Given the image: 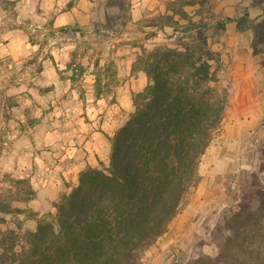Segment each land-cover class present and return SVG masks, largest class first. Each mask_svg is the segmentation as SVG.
Listing matches in <instances>:
<instances>
[{
    "label": "rangeland",
    "instance_id": "1",
    "mask_svg": "<svg viewBox=\"0 0 264 264\" xmlns=\"http://www.w3.org/2000/svg\"><path fill=\"white\" fill-rule=\"evenodd\" d=\"M169 1L0 0V196L11 200L17 191L4 175L29 180L35 191L31 201L14 203L24 211L7 215L5 227L23 234L55 216L64 194L51 200L55 192L45 184L65 150L66 135L81 120L90 123L109 106L118 108L142 72L133 66L144 50L176 46L180 34L174 28L149 26ZM197 10L187 9L196 21L227 23L209 36L221 53L220 85L228 105L201 158L197 188L167 232L142 252L140 264H211L209 258L219 255L230 235L233 209L264 182V53L254 51L252 27L264 18V0H208L199 16ZM246 15L251 28L241 31L235 20ZM61 27L71 31L57 32ZM96 72L103 88L99 96ZM244 86L257 100V120L237 130L232 113L241 105L234 100L241 99ZM135 93L128 96L132 105ZM39 190L44 197L38 198Z\"/></svg>",
    "mask_w": 264,
    "mask_h": 264
},
{
    "label": "trees",
    "instance_id": "2",
    "mask_svg": "<svg viewBox=\"0 0 264 264\" xmlns=\"http://www.w3.org/2000/svg\"><path fill=\"white\" fill-rule=\"evenodd\" d=\"M207 3L170 0L149 25L172 27L180 40L137 57L133 71L144 72L148 83L133 95V112L110 138L109 166L84 169L52 219L23 234L5 227L7 215L24 211L14 203L31 201L35 191L27 179L3 176L17 191L11 200L0 196V264H140L142 252L167 232L198 186L201 158L228 105L220 85L221 53L209 36L227 23L196 21L187 11L198 8L199 16ZM235 21L241 31L251 28L248 15ZM252 27L254 51L264 53V18ZM94 75L99 96L101 73ZM229 223L230 235L210 263L264 264V182L244 196Z\"/></svg>",
    "mask_w": 264,
    "mask_h": 264
},
{
    "label": "crops",
    "instance_id": "3",
    "mask_svg": "<svg viewBox=\"0 0 264 264\" xmlns=\"http://www.w3.org/2000/svg\"><path fill=\"white\" fill-rule=\"evenodd\" d=\"M136 14L137 10L134 11V16ZM140 17V14L136 15V19ZM242 76L243 74H241ZM146 85L147 76L143 72L138 73L130 85L129 95L127 93L122 94L123 96L119 100L120 104L118 108L109 106L99 116V119L93 117L92 120H94L90 123L81 120L78 122V127L72 128L66 135L64 141L65 150L60 160L52 165L51 175L46 178L45 185L49 183L51 191L54 190L53 192H55L51 200H56L61 194L70 193L78 185L79 174L84 169L109 166L111 154L110 138L128 120L130 114L133 112L132 101L128 96L132 92L141 91ZM245 88L244 86L239 92H243L241 99L234 100V105L236 103L241 105V108L238 110L234 108V113H232L236 116L234 118L238 117L235 120L238 123L237 130L249 127L251 122L257 120L254 115V102H257V100L254 99L255 96L251 94L250 90L246 91ZM261 100L263 101L264 99L261 98ZM218 166L223 167L222 163ZM37 195L38 198L44 197L45 191L39 190ZM45 200L48 201L46 198Z\"/></svg>",
    "mask_w": 264,
    "mask_h": 264
}]
</instances>
